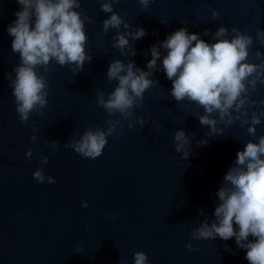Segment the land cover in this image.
<instances>
[{"label":"water","instance_id":"1","mask_svg":"<svg viewBox=\"0 0 264 264\" xmlns=\"http://www.w3.org/2000/svg\"><path fill=\"white\" fill-rule=\"evenodd\" d=\"M209 9L218 12L215 20ZM19 10L16 0H0V264H134L136 251L146 253L149 264H249L235 238L198 241L191 232L205 219L199 215L201 209L209 220L214 218L215 193L224 174L237 151L256 138L239 121L220 125L223 136H207L209 128L196 118L203 109L187 100L176 102L162 69L152 77L159 86L147 90L144 107L134 110L146 121L143 127L137 123L129 129L125 121L122 134L109 136L96 159L63 145L73 134L79 138L89 125L104 129L109 118L119 117H109L97 106V93L107 96L116 84L106 79L110 61L134 60L147 71L152 45L181 27L200 34L206 28L214 34L221 25L229 31L236 27L253 37L250 55L257 49L264 53V46L255 42L257 28L264 30V0H152L146 11L138 0H120L113 10L133 29L140 26L146 31L134 42V57L121 56L111 47L114 29L102 33V21L110 13L101 11L100 0H81L76 10L94 21H85V49L93 60L75 76L74 66L50 62L48 104L42 116L33 112L26 124L19 121L6 78L19 63L7 32ZM201 38L214 42L211 35ZM38 71L43 73V68ZM251 99L258 104L264 101V85L258 84ZM252 110H264V104L253 105L249 115ZM261 121L257 136L264 135V117ZM180 129L194 135L187 160L174 149L173 133ZM33 134L35 142L30 138ZM202 139L207 140L205 146L196 142ZM51 141H58L60 147L52 148ZM29 148L30 159L25 155ZM45 156L48 162L42 164ZM41 167L54 183L33 178ZM85 202L87 208L82 207ZM189 241L198 251L185 247ZM225 244L231 253L225 251Z\"/></svg>","mask_w":264,"mask_h":264},{"label":"clouds","instance_id":"2","mask_svg":"<svg viewBox=\"0 0 264 264\" xmlns=\"http://www.w3.org/2000/svg\"><path fill=\"white\" fill-rule=\"evenodd\" d=\"M16 2L20 10L14 13L16 19L8 25L7 32L13 38L11 49L19 55V63L6 73V78L12 89L19 121L26 124L33 112L42 116V110L48 104L47 73L50 62L74 66V76L84 70L86 63L91 64L93 56L85 49L88 40L85 21H94L76 10L81 8V0ZM119 2L100 0L101 11L110 13L102 21V33L107 35L110 29H114L111 47L119 50L121 56L134 57V42L142 39L146 31L140 26L133 29V25L113 10V5ZM151 2L138 0L145 11ZM209 12L213 20L219 15L212 9ZM160 23L166 24L163 19ZM210 35L214 42L201 38ZM253 42L251 35L236 27L229 31L221 25L214 34L207 28L200 34L189 33L186 27H181L168 34L162 42L152 45L147 71L139 68L134 60L127 63L121 59L111 60L106 79L116 84L107 96L104 92L97 93V106L102 107L109 117L117 114L119 117L109 118L104 129L94 130L89 125L79 138L73 134L63 147L71 148L84 158L96 159L103 154L109 136L119 137L122 134L125 121L129 129L137 123L143 127L146 121L137 116L134 110L144 107V93L147 90L159 86L158 80L152 77L155 71L162 69L172 83L170 95L176 102L187 100L203 109V114L197 112L196 118L202 126L209 128L207 136H223L224 127L220 125L227 127L239 121L240 127L247 125L248 135L258 141L249 140L237 151L236 159L215 193L217 203L214 218L209 220L201 209L199 215L205 216V219L192 230L191 238L198 241L215 240L217 237L224 241L235 238L237 247L246 251L245 259L249 264H264V135L257 136V126L262 122L264 110H252L249 115L253 105L259 107L264 104V101L258 104L251 99V93L257 90L258 84L264 85V53L257 49L254 55H250ZM255 42L264 46V30L257 28ZM39 68H43V73L38 71ZM37 130L34 128L33 132ZM30 138L33 142L37 139L35 134ZM193 139L194 135H186L183 129L173 133L174 149L183 154L184 160L192 151L190 144ZM196 142L200 146L207 144L206 139ZM50 143L54 149L60 147L58 141ZM32 154L31 148L25 153L29 159ZM47 162L48 157H43L42 164ZM33 178L40 183L55 182L52 176L45 175L43 167L34 171ZM82 207L87 208L88 204L85 202ZM107 218L115 220L111 214ZM185 247L193 252L198 251L191 241ZM224 249L232 252L228 244L224 245ZM133 261L134 264H149L148 256L143 251L133 253Z\"/></svg>","mask_w":264,"mask_h":264}]
</instances>
